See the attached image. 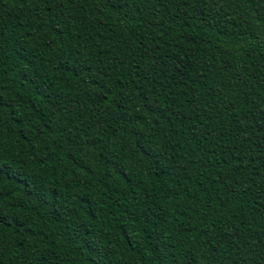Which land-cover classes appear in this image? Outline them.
<instances>
[{"label": "trees", "instance_id": "16d2710c", "mask_svg": "<svg viewBox=\"0 0 264 264\" xmlns=\"http://www.w3.org/2000/svg\"><path fill=\"white\" fill-rule=\"evenodd\" d=\"M0 264H264V0H0Z\"/></svg>", "mask_w": 264, "mask_h": 264}]
</instances>
